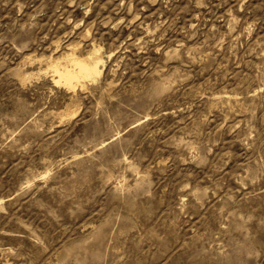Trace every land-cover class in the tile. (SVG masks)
Returning a JSON list of instances; mask_svg holds the SVG:
<instances>
[{
    "label": "rangeland",
    "instance_id": "374dc122",
    "mask_svg": "<svg viewBox=\"0 0 264 264\" xmlns=\"http://www.w3.org/2000/svg\"><path fill=\"white\" fill-rule=\"evenodd\" d=\"M0 264H264V0H0Z\"/></svg>",
    "mask_w": 264,
    "mask_h": 264
},
{
    "label": "bare ground",
    "instance_id": "6f19581e",
    "mask_svg": "<svg viewBox=\"0 0 264 264\" xmlns=\"http://www.w3.org/2000/svg\"><path fill=\"white\" fill-rule=\"evenodd\" d=\"M70 59L71 60H68L72 62L71 65L72 68L70 69L67 67L64 68H58L57 66H54V68L52 67L57 75V80L55 81V83L58 84L61 83L67 88H74L76 85L81 84V82H83L82 80L84 79H88V80L90 79L92 81L97 76H99L101 70H99L97 64L90 63V61L86 62L82 59H78L74 57ZM103 145L104 144H102L101 146Z\"/></svg>",
    "mask_w": 264,
    "mask_h": 264
}]
</instances>
